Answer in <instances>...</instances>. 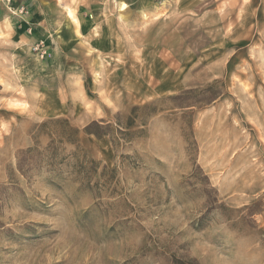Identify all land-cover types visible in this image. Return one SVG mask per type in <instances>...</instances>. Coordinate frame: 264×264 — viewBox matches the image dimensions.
<instances>
[{"label": "rangeland", "instance_id": "1", "mask_svg": "<svg viewBox=\"0 0 264 264\" xmlns=\"http://www.w3.org/2000/svg\"><path fill=\"white\" fill-rule=\"evenodd\" d=\"M0 264H264V0H0Z\"/></svg>", "mask_w": 264, "mask_h": 264}, {"label": "trees", "instance_id": "2", "mask_svg": "<svg viewBox=\"0 0 264 264\" xmlns=\"http://www.w3.org/2000/svg\"><path fill=\"white\" fill-rule=\"evenodd\" d=\"M200 90H189L187 92H185L184 94H182V96L179 97H173L172 101L174 103H176V106L184 107V105H186L187 103H184V98L191 95V94H195ZM144 110H154V107H145V108H140V107H134V109L132 110V115L135 116L139 111ZM133 123V119L129 120V123L127 124L128 128L131 127V124ZM65 124L67 125V121H65ZM69 127V126H68ZM98 129H101L100 125L96 122L88 125L85 129L84 132L87 135H92L95 136L96 138L100 139L103 136L107 135L108 133L106 131L104 132H99ZM71 134L70 135H64L61 136L64 139H66L68 142H73L74 143V139H72V136L76 135L78 136L80 134V131L78 129H70ZM65 134V133H64ZM33 153H35V151L33 149H29L26 151H22L20 152V154L18 155V171L26 176V177H30L29 174L32 175L31 171L33 170V165L31 163V159H32V155ZM51 159H54L53 157ZM93 166L96 165L94 162H92Z\"/></svg>", "mask_w": 264, "mask_h": 264}, {"label": "bare ground", "instance_id": "3", "mask_svg": "<svg viewBox=\"0 0 264 264\" xmlns=\"http://www.w3.org/2000/svg\"><path fill=\"white\" fill-rule=\"evenodd\" d=\"M121 8H122V10L124 11V10L127 9V5H126L125 3H122ZM78 32H79V31H78ZM236 261H237V260H236Z\"/></svg>", "mask_w": 264, "mask_h": 264}, {"label": "crops", "instance_id": "4", "mask_svg": "<svg viewBox=\"0 0 264 264\" xmlns=\"http://www.w3.org/2000/svg\"><path fill=\"white\" fill-rule=\"evenodd\" d=\"M121 1H124V0H121ZM121 3H125V2H121ZM126 4V3H125ZM128 8V7H127Z\"/></svg>", "mask_w": 264, "mask_h": 264}]
</instances>
